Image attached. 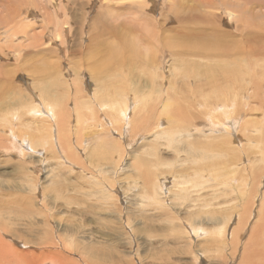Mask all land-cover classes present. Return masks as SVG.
Returning a JSON list of instances; mask_svg holds the SVG:
<instances>
[{"label":"rangeland","instance_id":"obj_1","mask_svg":"<svg viewBox=\"0 0 264 264\" xmlns=\"http://www.w3.org/2000/svg\"><path fill=\"white\" fill-rule=\"evenodd\" d=\"M200 33L215 35L206 46L219 61L199 66ZM168 35L184 44L166 48ZM152 41L161 56L147 52ZM196 85L209 98L214 87V96L236 94L233 128L214 102L182 107ZM39 102L52 107L47 122L29 120ZM12 115L21 134L42 130L67 152L32 138L41 153H0V264H241L264 243V0H0L3 130ZM196 162L238 180L205 172L197 187Z\"/></svg>","mask_w":264,"mask_h":264},{"label":"bare ground","instance_id":"obj_2","mask_svg":"<svg viewBox=\"0 0 264 264\" xmlns=\"http://www.w3.org/2000/svg\"><path fill=\"white\" fill-rule=\"evenodd\" d=\"M173 5V4H172ZM177 7V6H176ZM179 8H180V6H179ZM178 9V8H177ZM180 13V12H179ZM231 17V16H230ZM178 18H180V17H178ZM232 19H233V16L231 17ZM178 22H179V20H178ZM182 22V21H181ZM193 22H195V21H193ZM232 22H233V20H232ZM196 23V22H195ZM180 24H183V23H180ZM233 25V24H232ZM186 26V25H185ZM193 26H195V25H193ZM222 26V25H221ZM238 25H236L235 26V29H237L236 27H237ZM144 28V30H146L147 32H149L150 31V29L149 28H147V27H143ZM200 28V27H199ZM202 29V28H201ZM221 30L223 29V28H220ZM175 30V29H174ZM173 30V31H174ZM246 30V29H245ZM60 31V30H59ZM58 31V32H59ZM220 31V30H219ZM167 32H169V31H167ZM166 32V33H167ZM216 32H218V31H216ZM222 32H224V30L222 31ZM240 32H241V28H240ZM179 33V32H178ZM227 33V32H226ZM221 34L220 35V32L218 33V35H217V37H219L220 39H221V45H222V47H230V48H233V47H231V45L229 44V43H231L232 44V42L233 43H236V39L235 38H232V36H230L229 34ZM59 34H60V36H61V33L59 32ZM236 34V33H235ZM175 35H176V33H175ZM192 35V34H191ZM31 36V35H30ZM169 37H167V39H166V48H170V47H174L175 45H178L179 47H180V45H183L184 44V42H182L181 41V39H180V41H178V38L179 37H177V40H175L173 37H172V35L170 36V35H168ZM181 36V35H180ZM200 36L201 37H203V42L201 43V45L202 46H200V44H199V46L198 47H200L201 49H198V47L196 46V44L195 43H197V42H195V43H193V44H195V46H196V48L198 49V51L196 52V53H194L195 55H197V57H196V59H199L198 60V62L200 61V63H199V66H201V65H204V60L206 61H211L212 59H213V62H216V61H219L220 59H219V57H218V55H215V54H213V53H208L207 51L209 50V48L206 46L207 45V41H210V40H215V35H212V34H210V36H208L207 34H201L200 33ZM175 38H176V36H175ZM200 38V37H199ZM199 38H198V40H199ZM36 39V38H35ZM183 39V38H182ZM202 39V38H201ZM200 39V40H201ZM196 40V39H195ZM197 40V41H198ZM135 41L136 42H138L139 41V44L141 43V41H142V39L141 38H136L135 39ZM176 41H178V43L179 44H177V42ZM190 42V41H189ZM191 42H193V41H191ZM158 43L157 42H153L152 41V43L147 47V52H149V51H154L157 55H159V56H161L162 55V53H160L158 50H157V48H156V45H157ZM190 44V43H189ZM118 45V44H117ZM115 46V48H113V50L115 51L116 49H117V47L118 46ZM233 45H235V44H233ZM190 46H191V48H190V52L189 53H193L194 51H196L194 48H195V46H194V48L192 47V45L190 44ZM123 47V46H122ZM185 47V46H184ZM183 47V48H184ZM185 49V48H184ZM219 49H221V48H219ZM113 50H111L109 53H111ZM187 50H189V47L187 48ZM192 50V51H191ZM194 50V51H193ZM126 52V51H125ZM182 52V51H181ZM219 53L223 56L224 55V53L222 52V51H219ZM179 55H180V52L178 53ZM236 54H238V53H236ZM236 54H232L231 52H227L226 53V55H227V57L228 58H230L231 60H234L235 61V59H237L238 57H237V55ZM172 55H173V53H172ZM179 55L177 56V57H179ZM239 55V54H238ZM237 58H236V57ZM240 56V55H239ZM170 57H172L171 56V54H170ZM105 58V57H104ZM172 58H174V57H172ZM240 58V57H239ZM100 59V58H99ZM103 59V58H102ZM104 62H105V60H104ZM193 62H195V60H193ZM201 62H203V64L201 63ZM209 62H208V64H209ZM212 63V62H211ZM102 66H104V64H102ZM241 66V64H239L238 65V68ZM246 66H249V68L250 69H254L255 71L257 70V65H254V64H249V63H246L245 65H244V68L246 67ZM209 68V67H208ZM208 68H205L204 70H209ZM230 71V69L228 68V67H224V68H221V69H218V70H214L213 72H217V74H220V73H228ZM213 72H212V74H213ZM206 74H210L211 75V72L209 71V72H205ZM218 75H216V76H213V77H217ZM189 80V79H188ZM246 80H248V78L246 79ZM190 81V84L192 85V81L191 80H189ZM201 80L198 78V81H197V84L200 82ZM249 83L250 84H252V86H253V77H251L250 79H249ZM197 86L198 85H196V88H195V90L190 94L191 96H189L188 98H186V99H183V105H182V107L183 108H185V107H190V108H204V109H207V107L209 106L208 105V103H210V102H214V107H215V109H216V112L219 114V116L221 117V116H224V120H225V122L227 123V124H229L230 126L229 127H231L232 126V128H233V122L237 119H233L232 121H231V119H230V117H228V114L231 112V107H235L234 105H235V102H234V95H236L234 92H232V94L233 95H231V97L230 98H228V96H230V95H226V94H221V93H218L217 95H215L214 96V94L215 93H217L216 91V88L214 87V93H213V97H206L201 91H199V89H197ZM251 85L248 87V89L250 88V87H252ZM240 87V86H239ZM235 91V90H234ZM193 95V96H192ZM32 96V95H31ZM201 96H204V98H205V101L203 100V101H201V100H199V98H201ZM37 97V96H36ZM231 98H233L231 101H230V99ZM192 100V102H190ZM216 100H218V101H216ZM174 100H172V99H170V102H173ZM226 101H228L229 103H224V102H226ZM162 102H163V100H162ZM40 103V102H39ZM227 104H229V105H227ZM225 105H227L226 107H224ZM238 109H239V107L238 106H236ZM30 109L28 110V116L30 117V121H39V122H47L45 119L46 118H50V116L51 115H53L52 113H51V110H52V107H50V106H47V107H45L44 105H43V102L42 103H40V104H35L34 106H31V107H29ZM99 108H101V106L99 107ZM249 108V107H248ZM240 110H241V107H240ZM253 110V108H250L249 110H247L245 113L247 114V116L249 117V112L250 111H252ZM236 111V110H235ZM238 111V110H237ZM243 111H245V110H243ZM242 111V112H243ZM27 112V111H26ZM241 112V111H240ZM13 113H14V111H13ZM244 113V112H243ZM130 114V113H129ZM237 114H238V112H237ZM242 115V114H241ZM230 116H231V114H230ZM238 116V115H237ZM24 117H26V116H24ZM128 116H127V113H123L122 115H121V120H125V118H127ZM234 117V116H233ZM130 118V117H129ZM17 119H18V116L17 115H12V118H11V120L10 121H8L9 123H10V125H9V127H6L4 130L0 127V132L2 133H0V153H3V151L5 150V149H7L9 152H11L12 150H18L19 149V151L20 152H22V154L21 155H25V154H29V153H32V154H35V153H41V151H43L42 150V147H44L45 145H47V144H49L50 142H52L51 141V139H54L56 142H57V149H59V151H60V153L61 154H65L67 151H65L62 147H64L63 146V144H64V142L62 143L61 141H60V139L58 138V137H55V136H51V135H49L50 136V138H48L47 137V135H48V133H44V132H42V130L41 131H37L36 132V134L35 135H33V134H25L24 135V133H22L21 134V132L22 131H19L18 130V128H17V125H16V123L15 122H17ZM244 120V119H243ZM28 121V120H27ZM248 121V120H247ZM130 122V121H129ZM241 122H242V120H241ZM240 121H237V127L240 125V123H241ZM8 123V124H9ZM132 123V122H131ZM162 125L163 124H161V121H159V123H157L156 124V127L155 128H162ZM243 126H244V123H243ZM240 128H242L241 126H239ZM238 127V129H240ZM154 128V127H153ZM210 128H212V127H210ZM126 130H128V128H126ZM227 130H228V127L226 126L225 127V132H227ZM239 131V130H238ZM71 135V134H70ZM69 134H68V136H70ZM102 136V135H101ZM32 138L33 139H37V142H39L40 140H42L41 142L43 143V145L44 146H38V145H36V144H38V143H34V140H32ZM221 138V137H220ZM219 138V139H220ZM218 139V138H217ZM226 139V138H225ZM249 139L250 140H253L252 139V137L250 136L249 137ZM222 140V139H221ZM36 141V140H35ZM217 141V140H216ZM55 142V143H56ZM220 142V141H219ZM223 144H225V143H223ZM67 145V144H66ZM222 145V144H221ZM226 145H227V143H226ZM208 146H210V145H207V148H208ZM67 147V146H66ZM68 147H70L69 145H68ZM219 147V146H218ZM18 148V149H17ZM65 148V147H64ZM230 148V147H229ZM209 149V148H208ZM118 151V150H117ZM227 153H228V151H227ZM84 154V153H83ZM32 156V155H31ZM193 162V161H192ZM191 162V163H192ZM136 163V162H135ZM143 163V162H142ZM187 163V162H186ZM194 163V162H193ZM213 163V162H212ZM211 162H209V163H207V165H203V162H196L195 164L197 165L196 166V168H194V169H199V172L200 171H202V172H200V175H202V176H199V177H197V176H195L194 177V184H195V186H197V187H201L202 188V186H205V185H203L202 183L200 184V181H199V178H201L202 179V177H204L206 174H205V172L208 174V172H210L211 173V176L209 177L210 178V181H211V179H214V177H215V179H217L218 181L219 180H221V181H223V183H234V182H236L235 180L237 179L238 180V177H239V174H238V176L236 175V173H234L233 175H234V178H236L235 180L234 179H232L231 178V176H229V175H231V174H229L228 176V178H226L225 180H223V179H221V177L219 176V178L218 177H216V175L214 174V173H212V166L214 165V164H212ZM135 166V165H134ZM142 166V165H141ZM146 166V165H145ZM215 166V165H214ZM140 167V166H139ZM138 167V168H139ZM194 167V166H193ZM226 168H228V167H226V166H224V167H221L220 169H226ZM140 169V168H139ZM229 170H230V168H228ZM183 170V169H182ZM254 170V169H253ZM256 170V169H255ZM144 171H145V169H144ZM194 171V170H193ZM198 171V170H197ZM173 172V171H172ZM227 172V171H226ZM257 172V171H256ZM197 173V172H196ZM202 173V174H201ZM223 173V172H222ZM141 174V173H140ZM143 174V173H142ZM221 174V173H220ZM144 175H145V172H144ZM143 175V176H144ZM158 175V174H157ZM223 175H224V173H223ZM232 175V176H233ZM154 174L153 173H151V175H150V177H148L147 178V182L145 181V183H147V189L152 193V192H154V190H155V188H154V184H153V180L155 181V179H156V175L154 176ZM191 176H192V174H191ZM226 176V175H225ZM146 177V176H145ZM189 177H190V175H189ZM227 177V176H226ZM155 178V179H154ZM174 178H177V177H174ZM158 179V178H157ZM178 179H180V180H178V182H177V185H176V187H177V189L178 190H181V191H183V193H184V191L186 192V186H187V182L185 181L186 179H188V174H187V171H181L180 172V176H179V178ZM234 180V181H233ZM126 181V180H125ZM204 181H205V179H204ZM207 181V180H206ZM208 182V181H207ZM209 183V182H208ZM242 183H246L247 184V182L246 181H243ZM175 184V183H174ZM185 184H186V186H185ZM158 185V184H157ZM208 185H210V184H208ZM236 186V185H235ZM208 189V188H207ZM242 189V188H241ZM167 191V190H166ZM234 191V190H233ZM235 192V191H234ZM149 193V192H148ZM150 193V194H151ZM251 193V189L249 188L248 190H246V191H243V192H241V200H242V203H243V205H242V207L244 208L245 207V209H246V211L249 213L248 214V217H247V219H246V224H247V222H248V220H249V218H250V216H252L251 214V210L249 209L252 205H253V198H252V196L254 195L253 193L252 194H250ZM180 194V193H179ZM243 194H250V195H248V202L245 204V202H244V198L246 197L247 198V196L245 195V196H243ZM181 196V195H180ZM185 196V195H184ZM183 198V197H182ZM250 206V207H249ZM165 209V208H164ZM250 211H249V210ZM253 211V210H252ZM173 213V212H172ZM196 216V215H195ZM189 219V218H188ZM189 221V220H188ZM190 222V221H189ZM190 227H191V229L194 231V234L195 235H197V234H201L202 232H204V233H206V231H205V229H201V228H199V227H197V226H195V225H190V224H188ZM1 227V226H0ZM11 229V228H10ZM243 229V228H242ZM9 231V230H8ZM218 233V235L221 233L220 231H218L217 232ZM0 242L2 243V245H3V247L5 248V244L6 243H4L2 240H1V237H0ZM59 242V241H58ZM264 243L262 242V241H256L254 244H252V246L251 247H253V246H255V248H254V250H252V252H250V256H248V257H244L243 256V259H242V262H241V264H264V260H262L261 259V257H263L264 256V245H263ZM7 247V246H6ZM8 252H10V253H13V251L11 250V248H10V250H7ZM1 257V256H0ZM32 261V260H31ZM36 261V260H35ZM91 261H93V260H91ZM29 264H31V263H29Z\"/></svg>","mask_w":264,"mask_h":264}]
</instances>
